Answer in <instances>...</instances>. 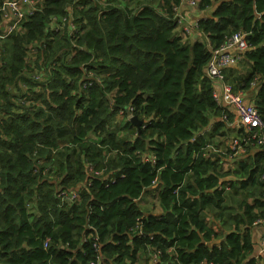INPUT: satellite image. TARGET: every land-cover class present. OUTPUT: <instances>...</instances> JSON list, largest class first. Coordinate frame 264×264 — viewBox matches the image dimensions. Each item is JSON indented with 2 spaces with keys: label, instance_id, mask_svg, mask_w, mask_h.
<instances>
[{
  "label": "trees",
  "instance_id": "trees-1",
  "mask_svg": "<svg viewBox=\"0 0 264 264\" xmlns=\"http://www.w3.org/2000/svg\"><path fill=\"white\" fill-rule=\"evenodd\" d=\"M99 1L42 0L3 44L0 264H148L147 251L154 264H259L264 148L227 169L226 155L202 153L226 128L205 75L209 46L239 30L246 71L228 67L223 79L236 92L256 83L264 121V0H194L208 15L193 42L176 31L189 0ZM68 14L76 32L57 36L51 19ZM75 189L78 201L61 197ZM149 194L157 214L140 205Z\"/></svg>",
  "mask_w": 264,
  "mask_h": 264
},
{
  "label": "built area",
  "instance_id": "built-area-1",
  "mask_svg": "<svg viewBox=\"0 0 264 264\" xmlns=\"http://www.w3.org/2000/svg\"><path fill=\"white\" fill-rule=\"evenodd\" d=\"M0 61L2 54H4L3 42L9 39L10 35L16 33L21 29V25L26 22L36 6L42 2V0H0ZM106 0H100L99 3L104 6ZM189 5L194 6L197 4L194 0L188 1ZM180 22V19L178 23ZM51 25H55V30L58 32L57 36L63 34L64 30H67L68 36L76 32L77 25L73 22L71 14L65 17H52ZM196 26V23H194ZM53 27V26H52ZM187 32L188 29L184 28ZM247 34L243 31H236L227 37L224 42L216 49H211L209 46L210 58L205 66V75L213 81L212 98L218 107L223 109V115L219 118V121L225 123V137L227 131L232 132L233 136L225 140L224 148L216 145L207 144L203 156H214L224 154L227 160H238L239 157L245 154L246 151L255 147H264V121L260 119L258 111L252 102H247L243 98L244 92L234 91L229 84L223 79L222 71L228 67L237 64L240 56L237 53H243L248 49V43L246 39ZM35 43H37L35 41ZM33 50V49H31ZM30 50V51H31ZM256 86V83H252V87ZM234 111V116H230L229 110ZM126 118L132 117L131 108L126 109ZM125 113L120 111L116 118L121 120L124 118ZM4 115L0 113V123L4 119ZM120 121V120H119ZM231 134V135H232ZM151 158L148 156V159ZM153 162V158H151ZM89 169H93L92 166ZM260 180H264V173L260 175ZM156 186V182L153 183ZM61 197L70 202L78 201L79 193L75 190L68 192H62ZM256 226H262V233L259 238L258 246L261 253L264 254V220H257L254 222ZM133 231L141 233V221L140 218L136 220L135 226L131 228ZM91 237L89 234L88 238ZM97 237H94L93 247L98 250ZM49 245V238L46 237L44 241V248ZM101 258L99 255L96 257V261H91L89 264H100ZM156 263V256L152 254V258L148 260V264ZM144 264V262H143Z\"/></svg>",
  "mask_w": 264,
  "mask_h": 264
},
{
  "label": "crops",
  "instance_id": "crops-1",
  "mask_svg": "<svg viewBox=\"0 0 264 264\" xmlns=\"http://www.w3.org/2000/svg\"><path fill=\"white\" fill-rule=\"evenodd\" d=\"M137 1L138 2H141L142 0H137ZM175 10H176V8H175ZM205 15H208V12L205 13L203 11H199L197 9V4H195L194 6H191V5H189V3L184 2V3H182L180 5L179 8H177V14H176V16L177 17L180 16V22L178 23V28H177L176 31L177 32H180L183 35V40H189L191 42H193L194 40H203V39H201L202 38V35L199 32H197V30L195 29L194 23L198 19L205 17ZM186 23L188 25H190V27L192 28V30H191L192 32L189 31V30L187 32L184 31V28H187ZM29 52H30L31 59L32 60L36 59V57H37L36 50L33 49V50L29 51ZM237 55H239V53H237ZM255 87L256 86H253V87L250 88V90L244 92L243 98L247 102H251L250 101V98L251 97L248 96V93H251V95H253V89ZM229 114H230L231 117L234 116V111L232 109L229 110ZM119 120L121 121L120 118H119ZM212 128H213V119L210 121L209 126H207L205 129H203L202 131H200L197 134L198 135H201V134H203V133H205L207 131H210V129H212ZM231 134H232V132L227 131V135L225 137L219 136V134L215 136V137L218 138L216 141L219 142V147L224 148L225 140H227L229 137H232L233 134L232 135ZM263 148L264 147H262V148L255 147L253 149H250V150L246 151L245 154L242 155L241 157H239L238 160H235L234 163L237 162V161L248 160V159L253 158L254 155L256 153H258L260 149H263ZM230 161L231 160H227V159H224L223 160V162L225 163V165L228 164L229 166H230V163H231ZM231 165H232V163H231ZM223 169H225V168L223 167ZM147 197H148V195L146 196V198ZM141 202H143V201L141 200ZM141 202H140V205H142V207H144L146 210H148L151 213L157 214L158 212L161 211L160 210V207H159V205L157 203V201L155 203V206L156 207L158 206L159 207V210H157V209H153L152 210V208L149 207V204L150 203H141ZM209 219H211L210 216H209ZM251 233H252V241H253V248H254L253 257L256 258V260L258 261L259 264H264V254L261 253L260 247L258 246L259 238H260V235L262 233V226H255V227H253ZM144 257H149V260H150L152 258V253L149 252V251H147L145 253ZM141 264H143V261H141Z\"/></svg>",
  "mask_w": 264,
  "mask_h": 264
},
{
  "label": "rangeland",
  "instance_id": "rangeland-1",
  "mask_svg": "<svg viewBox=\"0 0 264 264\" xmlns=\"http://www.w3.org/2000/svg\"><path fill=\"white\" fill-rule=\"evenodd\" d=\"M122 1H123V0H122ZM187 3H188V1H187ZM187 20H188V19H187ZM186 25H187V29H188L189 31H191L192 28L190 27V25H188L187 23H186ZM179 30H180V29H179ZM191 32H192V31H191ZM178 33H180V32H178ZM180 35H182V34L180 33ZM182 36H183V35H182ZM184 37H185V36H184ZM186 37H187V36H186ZM5 42H6V41H4L3 43L5 44ZM234 67H238V68H240L241 71H242V73H244V72L246 71L245 64H244V63L241 64L239 58H238L237 64L234 65ZM248 96L251 97V96H252L251 93H248ZM115 122L118 123V122H119V119L116 118V119H115ZM217 139H218L217 137H214L213 141H214V142H218V141H216ZM222 167H224V168L226 169V168L229 167V165H228V164L225 165V163H223V164H222ZM242 199H243L242 196H241V197H235V198H234V201H235V202H240ZM142 201H143V202H141V203H150V204H149V207H151L152 210H153V209H157V210H159V207H158V206H157V207L155 206L156 201L154 200V198L152 197L151 194H149L147 198H146V195H144V196L142 197ZM225 203H231V200H230L228 197H226ZM236 204H238V203H236ZM141 206H142V205H141ZM142 208L144 209V207H142ZM144 258H147V257H144Z\"/></svg>",
  "mask_w": 264,
  "mask_h": 264
},
{
  "label": "water",
  "instance_id": "water-1",
  "mask_svg": "<svg viewBox=\"0 0 264 264\" xmlns=\"http://www.w3.org/2000/svg\"><path fill=\"white\" fill-rule=\"evenodd\" d=\"M130 122H132L134 124V126L136 127V129L138 130V132H140L141 128H142V120H139L137 117L132 116L129 119Z\"/></svg>",
  "mask_w": 264,
  "mask_h": 264
},
{
  "label": "clouds",
  "instance_id": "clouds-1",
  "mask_svg": "<svg viewBox=\"0 0 264 264\" xmlns=\"http://www.w3.org/2000/svg\"><path fill=\"white\" fill-rule=\"evenodd\" d=\"M198 4V3H197ZM196 23V22H195ZM195 27V29H196V26H194ZM207 77V76H206ZM214 86V85H213ZM219 134V136H223V135H225V132L224 131H220V133H217L216 135H218ZM214 139V138H213ZM208 144H212V145H216V146H218L219 145V142H210V143H208ZM207 145V144H206ZM219 157V156H218Z\"/></svg>",
  "mask_w": 264,
  "mask_h": 264
}]
</instances>
